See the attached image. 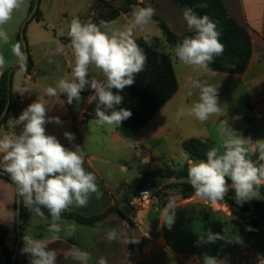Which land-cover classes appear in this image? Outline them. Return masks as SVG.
Returning a JSON list of instances; mask_svg holds the SVG:
<instances>
[{"label": "crops", "instance_id": "1", "mask_svg": "<svg viewBox=\"0 0 264 264\" xmlns=\"http://www.w3.org/2000/svg\"><path fill=\"white\" fill-rule=\"evenodd\" d=\"M63 1H40L44 21L38 25H41L42 30L29 41L28 47L34 68L29 73L26 68H21L17 72L19 73V86L16 93L12 88L11 102L24 104L23 109L13 118L15 119L29 104L40 98L46 103L47 115L59 117L62 121L59 125L46 124V133L56 136L64 147L73 151L83 142L81 145L82 151L85 153L83 167L86 171L95 174L96 184L101 195L98 198L97 194L92 193L86 206L73 205L69 207V210L87 217L99 215L112 207L121 196L120 194H123L119 189L118 191L113 189L112 177L109 175L111 160L107 156H110L112 151L118 150L124 153L131 150V153H135L137 158L143 156L142 150L146 151L147 153L145 152L146 155L142 159L145 163L149 157L157 154L170 156L175 148H182V143L191 138L211 142L215 147L217 144L223 143L219 132L223 121H227L229 127L237 134L244 138H250L253 142L264 139V0H223L230 16L245 27L250 34L252 57L248 69L239 75L216 72L210 67L207 72L194 71L191 67L182 64L172 53L179 90L153 119L136 133L130 132L122 125H99L96 120H90L84 124L82 122L83 113L90 104L89 97L94 95L90 88H86L81 93L80 101L74 100L71 104L67 103L66 94L58 93L55 97L44 95V90L49 86L55 87L59 79L72 78L74 53L68 35H60L57 32L51 34L47 28H44L45 24L50 26L52 22L49 16L63 10L61 8ZM124 1L116 0L115 5L121 6ZM137 1L154 8L155 14L163 18L175 34L183 35L190 32L183 19L184 8L173 0ZM30 3L31 0H24V4L20 9L14 11L12 19L7 23L10 24L8 32L6 31L8 41L4 42L0 39V57L4 60L3 65L0 66V80L3 73L15 66L23 56L20 47L19 55L13 49L19 44L18 36L29 17ZM92 6V2L87 5L89 9ZM141 7L140 4L135 5L130 12L123 13L108 23L112 28H122L131 21L133 10ZM91 18L81 22L88 23ZM149 27L153 32L150 33V37L159 40L166 52H172L161 31L154 30L152 26ZM101 30L107 31L104 27H101ZM135 38H137L136 35ZM61 45L63 51L59 52L57 48ZM88 78H95L101 82L105 80L103 74L95 66L89 67ZM197 81L218 89L221 112L210 116L204 122L192 116L177 118L176 113L181 106L190 107L199 100L200 91L193 87V83ZM21 131L22 125L13 127L10 121L7 130H0V138L10 137L13 134L18 135ZM65 131L73 133L75 139L73 141L66 139ZM86 133L93 140L88 138L86 141ZM255 151H251V153L254 154ZM121 170L127 171V167L122 165ZM141 177L140 174L136 185L132 187L133 189L138 185ZM168 199L169 197H166L159 203H152L136 216L123 209L133 221L132 224L117 213H112L104 222L94 228L80 225L82 228H75L78 232L74 231L70 236L65 235L62 230L59 233V239L53 241L50 238L52 234L48 232L52 219L49 221L32 220L26 224V235H31L36 239H45L49 249L54 250L57 254V264H80L79 261L71 257L65 258V253L73 247L91 254L92 260L89 261V264H97L100 257H105L108 264H186L184 261V255L187 254L185 247H176L177 238L182 237L184 232L191 240L192 247L190 249L197 250L190 254L197 257L200 264H204L208 256L223 260L252 241L256 245L258 239H253V236L248 234L246 227L231 223L222 213L206 209L191 199H182V197L178 200L174 199L177 207L175 221L171 227H173L175 239L171 241L167 237L165 230L167 225L162 217V211ZM15 200L14 185L0 178V225L10 229L6 244L11 250L16 246ZM58 223L61 224L62 229L73 226L68 222L64 224L62 220ZM111 228L117 229L118 233H123L121 240L109 242L106 239V232ZM209 229L213 233L225 236V239L217 240L215 243H199L197 245L200 237L207 236ZM124 238L138 242L126 244L122 242ZM258 251L264 258V251L262 249ZM27 258L28 264H30L28 254Z\"/></svg>", "mask_w": 264, "mask_h": 264}, {"label": "clouds", "instance_id": "2", "mask_svg": "<svg viewBox=\"0 0 264 264\" xmlns=\"http://www.w3.org/2000/svg\"><path fill=\"white\" fill-rule=\"evenodd\" d=\"M24 0H0V39L8 41L3 25L7 24L14 11L21 8ZM155 15L152 7L134 9L131 21L122 28H112L108 22L101 25L88 22L82 23L79 18H73L67 32L70 46L74 53L72 78H61L55 87L44 90L47 97H55L58 93L66 94L67 103L80 101L81 93L90 88L94 95L89 97V103L96 101L95 116L99 125L119 126L132 116L126 108H118L124 97L118 93L125 87L135 83V77L144 71L147 56L136 42L135 34L139 30L145 32V26ZM183 19L187 28L194 35L185 37L176 44L174 52L178 60L191 67L194 71H209V65L225 51L220 41L217 23L207 15H197L192 9L183 10ZM101 27L107 29L102 31ZM60 35H64L61 29ZM150 33L144 35L145 42H150ZM19 44L13 51L19 55ZM57 51L62 52L63 46ZM4 60L0 57V66ZM95 66L105 80L103 82L89 79V67ZM193 87L199 89V100L190 107L181 106L177 110V118L192 116L204 122L214 114H219L222 107L218 102V89L207 83L194 82ZM115 89L116 91H113ZM13 127L22 125V131L17 135L0 138V169L10 174L16 185V190L25 206L35 215L43 219L41 208H46L52 218L48 227L51 240L59 239L63 230L70 236L75 226L62 229L60 221L62 213L70 206L84 207L88 204L90 194L101 195L96 184V176L83 167L85 153L79 146L75 150L64 147L54 135L46 133L48 123L61 124L59 117L47 115L46 103L38 98L29 104L18 116L12 119ZM222 147L212 148L206 153V160L189 161L188 181L194 189V194L201 200L216 203L223 200L229 188L235 192L237 204L252 200L260 186H264V163L257 165L248 158L250 151H259V160L264 161V139L253 142L233 131L227 121L221 123L219 129ZM69 141L75 139L71 132H64ZM231 181L229 184L228 181ZM176 202L169 197L162 211L165 225L169 228L175 221ZM249 231L253 229L249 226ZM123 233L111 228L106 232L109 242L121 240ZM24 246L22 254H28L30 264H57V254L49 249L45 239H36L31 235H23ZM220 233L207 231V238L200 237L199 243H215L224 240ZM124 243H136L137 240L123 239ZM71 257L80 264H89L92 256L87 251L77 247L65 253V258ZM97 264H108L105 257H100ZM204 264H226L217 257L208 256Z\"/></svg>", "mask_w": 264, "mask_h": 264}, {"label": "trees", "instance_id": "3", "mask_svg": "<svg viewBox=\"0 0 264 264\" xmlns=\"http://www.w3.org/2000/svg\"><path fill=\"white\" fill-rule=\"evenodd\" d=\"M40 1L41 0H31L29 7L30 14L36 3L39 2V7L31 19L36 20L38 23L44 21V16L40 9ZM115 1L116 0H94L91 9H98L100 7L108 9V12L105 13L103 17L106 18L107 22H111L121 14L130 12L135 5L140 4L142 7H149L145 3H138L137 0H125L121 6H116ZM173 1L184 9H192L197 15H207L217 23V30L220 32V41L224 44L225 51L221 56L216 57L214 62L209 65L213 71L239 75L248 69L252 57L250 34L245 27L238 24V22L230 16L223 0ZM152 19L156 22L172 52H166L159 40L155 38L150 37V42L148 43L145 42L144 36L135 38L136 42L146 53L147 63L144 71L136 75L135 83L130 87H125L122 92L118 93L124 97V101L121 105L117 106L118 108H126L132 112V116L120 124L132 132L140 131L178 92L179 83L174 69L172 53L175 54L174 49L177 43L182 42L185 37L194 35V32H187L183 35L175 34L167 25L166 21L157 14H155ZM18 39L20 49L23 52L20 35L18 36ZM68 39L70 40V38ZM62 40L64 41V39ZM21 68H26L28 73L33 70L34 62L30 55L27 62L15 67L12 77L13 74ZM9 74L10 70L5 71L0 80V118L5 111L10 98H12V80L11 87H9ZM113 91L116 90L113 89ZM96 103L95 100L92 101L84 111L82 117L83 123H87L90 120H97L94 111ZM23 107V103L11 102L8 113L3 117L2 122L0 123V130H7L9 122L19 114ZM182 148L190 160L199 161L206 160V153L214 148V146L211 142L191 138L182 143ZM248 158L253 162L261 161L259 160L258 150H256L254 154L250 151ZM188 166L189 165L186 164L179 168H173L169 165H165L164 167L146 171L140 178L138 185L133 189V194L137 195L142 190L143 186L147 184L148 180L160 177L180 181V184H177L174 187L180 188V194L183 199H189L195 196L194 189L187 178ZM0 171H3V169H0ZM0 177L9 181L16 189V185L11 179L3 176L1 173ZM228 183L230 184L231 181L229 180ZM257 189L261 195L260 199L253 198L250 201L237 204L235 200V192L233 189L229 188L224 199L220 200V202H224L240 212L239 218L233 220L232 223L246 227L250 226L253 230L264 225V186H260ZM17 198L18 192L16 190L14 206V228L16 231L15 245H17L19 239H21V243L18 246L15 264H28L27 254H22L21 252V249L24 246L22 237L23 235H26V224L32 220L49 221L52 218L46 208H41V211L47 219L35 215L24 205L23 200L21 210L18 211ZM119 203L120 200H116L115 204L102 214L89 217L68 209L62 213L61 219L75 222L78 225L94 228L104 222L112 213H117L128 223L132 224L133 221L119 207ZM18 224L22 227L20 237L18 236ZM9 232L10 229L7 226L0 225V247L5 260L4 264H12V257L14 255V249H9L6 244Z\"/></svg>", "mask_w": 264, "mask_h": 264}, {"label": "rangeland", "instance_id": "4", "mask_svg": "<svg viewBox=\"0 0 264 264\" xmlns=\"http://www.w3.org/2000/svg\"><path fill=\"white\" fill-rule=\"evenodd\" d=\"M91 2L93 4L94 0H64L62 7H61L63 10L57 11L56 14L53 13L51 16H49L52 22L50 26L45 24L44 28H47L51 34H53L54 32H57L60 34L61 29H63L64 34L66 35L69 30L68 26L73 18H79L80 21H82V20L88 19L89 17L90 18L91 17L93 18L95 16L103 17V15L108 12V9H103L101 7L98 9L94 8L90 10L87 7V5L88 3H91ZM38 24L39 23H37L36 20H29L25 26L26 28L25 35H26V39L28 42V47H29V41H31L35 36H37L36 34L40 33V30H42L41 25H38ZM9 25L5 24L2 26L5 32L6 31L8 32ZM149 26H152L154 30L160 31L157 24L151 19V22L147 26H145V32L142 33L138 30L135 35L138 37L145 33H153L152 29ZM19 70H17L16 74L14 73L12 77V88H13L14 93L17 92V89L19 86V82H18L19 73H17ZM130 132L132 131L130 130ZM133 133H136V132H133ZM87 134L88 133H86V135ZM88 138L90 140H93L92 137H88L87 135L85 137L86 141L88 140ZM82 143L79 145L81 150H82V146H81ZM215 148L219 149L221 153L223 152L222 144H217ZM145 152L142 150L143 156L141 158H137L135 153L133 152L131 153V150H128L127 152H124V153L122 151L116 150V151H112L110 156H107V158L111 160L110 165H109L111 169V173L109 175L112 177V181L114 185L113 189L115 191H118L119 189V191L123 193V194H120L121 196L117 199V200H120L119 207L122 210L123 209L128 210L129 214L132 213L134 216L140 214V212L143 209H145L147 206L151 205L152 203H159L162 199L166 197H172L173 199H176V200L181 198L180 188L174 187L175 185L180 184V181H176L172 179L169 180V179L160 178V177L152 178L148 180L147 184L143 186L141 191H149L150 193V196L148 199L141 198L139 194L134 195L132 187L136 185V182L140 174L143 175L148 170H154L156 168L164 167L165 165H169L170 167H173V168H179V167H182L188 164V162L190 161L188 155L183 151V148H175L171 152L172 154L170 156H164L161 154L160 155L157 154L156 156H151L149 157V160H147L144 163L142 159L147 153ZM255 163L259 165L261 163H264V161H257ZM122 165H125L127 167V171L121 170ZM256 191L258 194L254 198L260 199L261 195L258 192V189H256ZM189 199H191L193 202H195L199 206H203L206 209L222 213L226 217V219L231 223L233 220L238 219L240 216V212L237 209L229 206L228 204L224 202L218 201L216 203H212L207 200H201L200 198L196 196H193ZM60 220H62L64 224H67L68 222V224L74 225L75 228H82L80 225L76 224L75 222L67 221L64 219H60ZM246 228L248 229V227ZM165 230H166L168 239L173 241L175 239L173 227L169 228L168 226H166ZM75 232H78V231L75 230ZM249 233L253 236V239L255 238L258 239L256 240L257 249L258 250L262 249L264 251V225L252 231L248 230V234ZM204 238L206 239L207 236H205ZM177 241H178V244L176 247H179V248L182 246L185 247V253L187 254H185L184 257H190L191 256L190 253L197 252V250L192 251L190 249L192 247L191 240L188 239L185 232L182 237L177 238ZM183 241L186 243H184ZM226 258H224L223 260H225ZM4 261H5L4 256H3V253L0 247V263L4 264Z\"/></svg>", "mask_w": 264, "mask_h": 264}, {"label": "water", "instance_id": "5", "mask_svg": "<svg viewBox=\"0 0 264 264\" xmlns=\"http://www.w3.org/2000/svg\"><path fill=\"white\" fill-rule=\"evenodd\" d=\"M38 7H39V2L36 3L33 11L29 14L28 19L26 20V22L24 23V25L22 27V30H21V33H20V38H21L22 47H23V56H22L21 60L15 66H13L10 69V74H9V87H11L12 73H13L15 67H17L19 65H22L23 63L27 62L28 59H29V55L30 54H29L28 42H27L26 35H25V26H26L27 22L32 19V17L34 16L35 12L38 9ZM89 22L96 23L97 25H101L102 22H107V20L104 17L95 16ZM10 105H11V98H10L9 103L6 106L5 111L3 112V114H2V116L0 118V123L2 122L3 117L8 113L9 108H10ZM0 173L3 176L11 179L10 174H8V173H6L4 171H0ZM21 207H22V198L18 194V198H17V208H18V211L21 210ZM21 230H22V227H21L20 224H18V236L19 237L21 236ZM20 243H21V239H19L17 241V245L14 248V255L12 257V264H15V262H16V256H17L18 246H19Z\"/></svg>", "mask_w": 264, "mask_h": 264}, {"label": "built area", "instance_id": "6", "mask_svg": "<svg viewBox=\"0 0 264 264\" xmlns=\"http://www.w3.org/2000/svg\"><path fill=\"white\" fill-rule=\"evenodd\" d=\"M139 196L143 199H148L149 191H140ZM186 264H200L195 256L185 257ZM226 264H264V258L256 248L254 241L242 247L236 252L231 253L225 260Z\"/></svg>", "mask_w": 264, "mask_h": 264}]
</instances>
